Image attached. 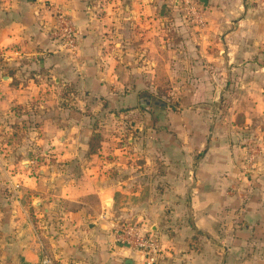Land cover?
I'll use <instances>...</instances> for the list:
<instances>
[{"label":"crops","instance_id":"crops-1","mask_svg":"<svg viewBox=\"0 0 264 264\" xmlns=\"http://www.w3.org/2000/svg\"><path fill=\"white\" fill-rule=\"evenodd\" d=\"M180 1L0 0V148L38 153L30 156L37 158L33 171L30 157L0 162V264L45 257L52 264H145L139 250L112 240L118 216L151 230L160 264L251 258L250 232L264 231V179L241 168L248 136L236 114L224 120L186 105L217 99L198 92L183 98L182 110L167 112L165 124L151 120L165 112L140 107L168 53L156 26ZM58 9L79 32L74 54L49 37ZM176 51L195 60L174 64L190 72L175 82L215 87L208 61L217 64L221 50ZM75 102L91 110L74 109ZM95 109L115 121L145 115L151 122L131 126L123 140L98 129ZM95 132L102 140L90 153ZM12 174L22 181L17 200L5 186Z\"/></svg>","mask_w":264,"mask_h":264},{"label":"rangeland","instance_id":"rangeland-1","mask_svg":"<svg viewBox=\"0 0 264 264\" xmlns=\"http://www.w3.org/2000/svg\"><path fill=\"white\" fill-rule=\"evenodd\" d=\"M162 15V20L156 28L166 41L168 53L164 55L157 73L155 72V76H161L158 85L145 88L144 93L148 97L167 103V107H144L141 104V110L165 112L163 119H151L154 123L165 124L168 121L167 112L182 110L184 104L181 102L185 96H192L196 92L215 96L217 99L212 103L198 102L186 105H194L204 111L221 112L220 117L224 120L231 117L225 116L226 113L236 114L235 122L243 126L244 133L248 136L243 143L241 168L245 174L246 170H254L252 175L264 179V0H181L178 5L172 2L164 9ZM181 47L185 50H221V55L217 56V64L213 59L208 61L212 68H207V75L215 77V87L187 86L182 80L175 82L177 75L185 77L190 72L185 69L177 71L174 64L178 62L181 68L186 66L189 59L195 60L194 57L179 54L176 50ZM90 104L94 108L97 105ZM80 106L84 111L91 110L87 103L75 102L72 105L74 109ZM95 110L93 113L97 114V122L101 124L98 129L107 133L120 132L123 140L131 133V126H143L146 121L151 122L149 116L145 115L132 116L131 119L122 116L120 120L115 121L114 117L105 115L103 110ZM247 114L250 115L249 124H246ZM5 150L6 152L0 148V162L6 164H12L17 157L38 154L24 149ZM249 156L254 157L250 163ZM255 163L257 166H254ZM133 221L136 219L132 216H118L116 222L119 224L110 230L112 240L123 245V238H130L135 233H151L150 229L143 226L137 229L138 231L135 230L133 224H130ZM250 235L251 242H248L245 248L246 253H253L251 258L234 264H264V231H252ZM133 238L131 239L134 240Z\"/></svg>","mask_w":264,"mask_h":264},{"label":"built area","instance_id":"built-area-1","mask_svg":"<svg viewBox=\"0 0 264 264\" xmlns=\"http://www.w3.org/2000/svg\"><path fill=\"white\" fill-rule=\"evenodd\" d=\"M54 16L55 23L49 37L57 44L59 50L74 54L79 44V32L75 24L69 14L63 10L58 9ZM13 53L18 54V51L14 50ZM252 160L253 156L248 158L249 163L252 162ZM26 164L27 167L33 171L36 168L37 158L34 157L29 159ZM14 176L17 175L12 174L5 178V186L7 187L9 197L17 200L22 187V181L20 179H14ZM134 229L137 230L136 228ZM134 236L123 238V245L139 250L144 257L145 264H160L161 249L159 240L149 234L140 235L135 233ZM41 264H52V261L49 257H45Z\"/></svg>","mask_w":264,"mask_h":264},{"label":"water","instance_id":"water-1","mask_svg":"<svg viewBox=\"0 0 264 264\" xmlns=\"http://www.w3.org/2000/svg\"><path fill=\"white\" fill-rule=\"evenodd\" d=\"M141 104L142 106H152V107H162V108L167 107V104L161 101L160 99L151 98L146 95H144V97L142 98Z\"/></svg>","mask_w":264,"mask_h":264},{"label":"trees","instance_id":"trees-1","mask_svg":"<svg viewBox=\"0 0 264 264\" xmlns=\"http://www.w3.org/2000/svg\"><path fill=\"white\" fill-rule=\"evenodd\" d=\"M101 140L102 137L99 133L97 132L93 133L90 141V150H89L90 153H95L97 151V149L100 146Z\"/></svg>","mask_w":264,"mask_h":264}]
</instances>
